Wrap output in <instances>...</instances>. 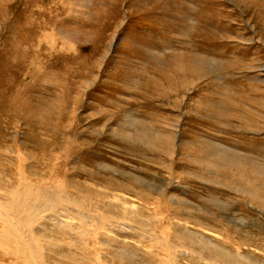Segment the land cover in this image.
Segmentation results:
<instances>
[{
    "label": "rangeland",
    "instance_id": "obj_1",
    "mask_svg": "<svg viewBox=\"0 0 264 264\" xmlns=\"http://www.w3.org/2000/svg\"><path fill=\"white\" fill-rule=\"evenodd\" d=\"M0 174L63 177L113 220L134 207L264 261V0H0ZM64 220L45 263L85 264L91 227L71 246ZM123 223L114 262L145 264Z\"/></svg>",
    "mask_w": 264,
    "mask_h": 264
},
{
    "label": "bare ground",
    "instance_id": "obj_2",
    "mask_svg": "<svg viewBox=\"0 0 264 264\" xmlns=\"http://www.w3.org/2000/svg\"><path fill=\"white\" fill-rule=\"evenodd\" d=\"M40 22L43 24L42 21ZM12 153L10 154L12 155ZM16 154L18 153L16 152ZM23 158L26 157L23 156ZM25 161L26 159L23 162L25 163ZM14 163L17 162L14 161ZM24 167L22 165V168ZM53 170L55 176L62 173L55 167ZM60 179H57L58 182L52 181V184L48 186L44 184L45 180L42 181L43 183L40 181H38L40 183H36L26 179V176L23 175L18 178L17 176L14 177V181L1 183L0 264H46L45 260L48 254H61L50 244L54 242L53 244L57 246V241L60 240L51 238L47 233L49 230L59 232L63 229L61 227L52 229V226L56 221L66 224L67 221L64 218L70 219L68 221L70 224L68 234L66 231L65 237L70 238L68 241L71 246H74L72 241L73 227L77 221L91 227L89 234L94 239L92 247L83 246L74 251L85 257V264H109L106 259L109 254L99 253V250L103 251L105 248L110 250L108 247H112L111 253L116 254V256H112V264H116L114 258L123 259V253L127 252L124 246L130 243L127 242L124 245L125 241L121 238L123 236L117 231H111V228L126 227L127 224L123 223L124 221L130 223L132 231L141 230L151 240L152 244L149 245L148 252L149 259L145 264H180V258L177 260L176 256H182L186 259L198 256L202 258L205 264H208L205 260H211L215 264H264V261L257 257L240 252L242 246H236L227 235L224 237L217 235L215 230H213L212 238H206L203 234L182 226L177 221L172 223L171 229H165L158 221L160 215H147L134 207L127 211L125 210L127 207L116 204L112 207V203L109 207L115 210L111 211L114 212L116 220H113L110 211H104L106 207H97L93 203V205L91 204L93 209L90 211L88 210L91 209L90 202L93 201L84 195L80 196L82 193L77 191L67 192L63 177ZM9 182L10 184H8ZM91 221L94 223L91 224ZM152 225L160 229L150 230L149 226ZM178 228L182 229L179 230ZM130 254V264H139L133 262L136 257L131 252ZM47 264L55 263L48 261Z\"/></svg>",
    "mask_w": 264,
    "mask_h": 264
}]
</instances>
